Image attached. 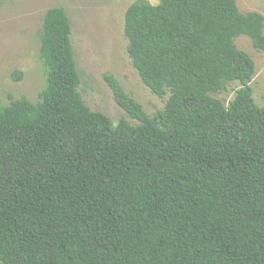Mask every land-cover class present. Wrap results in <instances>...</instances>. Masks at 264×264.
<instances>
[{"label":"trees","instance_id":"trees-1","mask_svg":"<svg viewBox=\"0 0 264 264\" xmlns=\"http://www.w3.org/2000/svg\"><path fill=\"white\" fill-rule=\"evenodd\" d=\"M72 32L49 8L40 99L0 103V264H264V106L236 43L264 51V14L135 0L128 53L166 106L148 113L105 77L138 124L85 102ZM237 81L228 104L216 97Z\"/></svg>","mask_w":264,"mask_h":264},{"label":"rangeland","instance_id":"rangeland-1","mask_svg":"<svg viewBox=\"0 0 264 264\" xmlns=\"http://www.w3.org/2000/svg\"><path fill=\"white\" fill-rule=\"evenodd\" d=\"M134 1L4 0L0 4V103L8 105L11 97L40 99V91L47 82V67L40 56L43 21L49 8L60 6L71 19L81 74L79 89L92 110L107 114L115 123L122 118L133 124L139 123L117 103L106 74L115 76L148 113L164 109L169 93L164 97L154 94L142 81L128 53L125 18ZM237 2L244 12L255 10L264 14V0ZM236 43L255 61L256 73L251 81L253 96L260 106H264V51L255 48L247 35L238 37ZM240 87L237 81L228 91L215 95L228 104Z\"/></svg>","mask_w":264,"mask_h":264}]
</instances>
